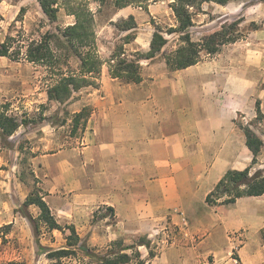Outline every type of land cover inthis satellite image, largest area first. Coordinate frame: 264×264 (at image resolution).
I'll return each instance as SVG.
<instances>
[{"label": "crops", "instance_id": "obj_1", "mask_svg": "<svg viewBox=\"0 0 264 264\" xmlns=\"http://www.w3.org/2000/svg\"><path fill=\"white\" fill-rule=\"evenodd\" d=\"M263 44L259 28L182 70H169L159 55L143 59L140 83L112 77L111 60L104 61L99 88L82 89L70 106L74 114L93 108L78 143L57 147L56 127L48 120L30 132L21 127L16 133L34 140L37 150L50 148L35 152L32 162L57 222L74 225L100 248L147 236L157 245L154 258L138 247L146 264H238L235 257L240 264H264V196L232 205L206 202L227 171L252 164L241 125L264 142V119H257V103L264 116ZM149 45L131 51L126 46L124 52H147ZM263 168L264 145L252 173ZM27 196L0 204V227L13 225L20 233L19 251L0 239V260L42 263L46 256L30 222L15 211ZM106 212L113 215L102 217ZM173 229L185 236L165 244L162 234Z\"/></svg>", "mask_w": 264, "mask_h": 264}, {"label": "trees", "instance_id": "obj_2", "mask_svg": "<svg viewBox=\"0 0 264 264\" xmlns=\"http://www.w3.org/2000/svg\"><path fill=\"white\" fill-rule=\"evenodd\" d=\"M159 1L162 0H39L40 7L50 22L58 21L59 13L63 8L67 15L74 16V23L66 27L58 26L56 31L46 32L40 40H32L29 43L23 41L22 44L18 43L16 47L15 37L8 36L6 41L0 44V57L19 60L22 49L25 48L26 60L45 65L52 71L53 83L47 87L48 99L61 105L73 103L77 100L75 94L82 89L87 87L99 88L101 70L104 64L97 52L95 13L90 8V4L97 3L99 9L110 5L117 10L129 6L148 10L150 4ZM229 2L230 0H173L170 3L177 26L169 29L168 33L179 34L181 44L176 50L163 54L169 70L177 71L194 66L205 59V56L213 57L220 53L226 45L235 43L244 37L240 29V25L244 21L242 18L222 25L220 30L200 41H194L191 37L190 29L194 26L193 17L196 11H201L205 3L225 6ZM250 2L264 5V0H250ZM251 26L253 30L260 28L256 23H252ZM116 27L121 31H133L137 28V23L135 18L130 16L128 19L122 20ZM135 39V34L129 33L125 37V44ZM167 44L168 39L164 36L163 31L156 27L149 51L139 54V59L153 60ZM124 53L123 44L117 47L116 52L112 55L109 63L111 76L127 83H140L142 81L140 64L136 60L123 58ZM72 58L77 61L76 68L70 65L69 60ZM92 112V107L85 106L80 112L73 115V130L75 132L80 129V125L81 131L85 130ZM257 114V119H264L259 103H257ZM43 120V117H40L38 121L25 117L20 118L11 114L6 105L0 104V137L8 141L21 127L30 126L34 123L39 124ZM241 128L246 137V144L253 153L252 164L244 170L226 172L206 198V202L211 206L232 205L242 197L264 196V171L256 170L252 173V169L258 164V157L264 142L249 126L241 125ZM20 152L22 153V149ZM20 179L23 181L22 177ZM30 206H36L39 209L38 218L29 212ZM18 212L30 222L36 237L39 235L41 226H45L50 231H61L64 234L69 231V234L66 235L67 245L65 248L46 249L37 242L41 252L45 253L51 261L50 264H65L64 260L74 255L77 248L85 246V240L81 239L74 225H62L57 222L44 200V194L37 187H33ZM109 214L106 212L102 217ZM151 242L147 236L137 238V241L131 246H124L123 241L119 240L115 242L119 249L99 256V260L101 264H129L136 259L138 264H146L141 259L138 247H147L149 257L154 258L156 253L151 247ZM130 249H136L132 255L124 252ZM235 258L240 264L239 258Z\"/></svg>", "mask_w": 264, "mask_h": 264}, {"label": "rangeland", "instance_id": "obj_3", "mask_svg": "<svg viewBox=\"0 0 264 264\" xmlns=\"http://www.w3.org/2000/svg\"><path fill=\"white\" fill-rule=\"evenodd\" d=\"M171 2L173 0H162L152 3L149 5L148 10L141 7L129 6L126 7L124 12H120L121 10H117L110 5L99 9L97 3H91L90 8L95 13L97 52L102 61H110L117 47L123 44L124 49L127 46L130 51L137 47H147L151 43L156 27H159L168 39V44L158 54L160 56L159 59L165 60L163 54L176 50L181 44L179 34L168 33L169 29L177 26L175 15L170 8ZM130 16L135 18L137 28L133 31L119 30L116 25ZM239 18L244 20L240 25L244 36L255 31L251 26L252 23H256L260 26V29H263L264 5L261 3L252 4L250 0H230L225 6L215 3H205L201 11H196L194 14V26L190 29L191 37L194 41H200L204 37L220 30L222 25L231 23ZM74 21V16L67 15L62 8L58 21L54 23L50 22L43 13L39 0H1L0 44L5 42L8 36L15 37V47L18 46V43L22 44L23 41H28L29 43L32 40H40L46 32L56 31L58 26L66 27L73 24ZM129 33L135 34L136 39L125 44V37ZM261 47L264 49V44ZM25 52V48L22 49L19 60L0 57V104L6 105L11 114L20 118L25 117L38 121L40 117H43L44 120L52 123L56 127L55 134L58 137L57 147L71 142L78 143L82 131L81 125L77 132L73 130V111L75 110V106L74 108H70L72 103L61 105L48 99L47 87L53 83L52 71L45 65L35 64L26 60ZM141 53L146 52L124 53L122 57L139 62L143 60L139 59V54ZM205 58L209 57L205 56ZM69 62L73 68L77 67L76 59L72 58ZM75 97L76 99L78 98L77 95ZM35 125L37 123L25 127L30 132L29 129L33 130ZM37 146L34 140H26L17 133L15 134V138L8 141L0 137V204L17 199L16 197L20 193L29 194L33 190V187H37L42 191L39 179L36 178L34 173L35 165L32 162V158L35 152L49 151L50 148L47 145H41L40 150H37ZM21 149L22 153L20 152ZM21 177L23 181H21ZM18 209L15 211L18 212ZM29 212L35 218H38L39 215L37 213H40L37 209H29ZM100 216L101 214H95L94 222H98L97 218ZM47 232L48 229L45 226H41L39 235L36 237L34 234L36 241L38 239L37 242L42 247L53 250L66 247V235L69 234V231H66L65 234L57 231L56 233L52 232V234L44 235ZM19 234L13 225H9L8 227V225L4 224L0 227V239H2L5 246H10L11 250H20V245L17 244V240L15 241V239H19L17 236ZM21 234L23 237L25 231L21 230ZM162 235L163 242L171 244V242H174V239L185 236V233L180 232L179 234V231L173 229ZM137 238L134 239L133 244L137 241ZM81 239L85 240V246L77 248L74 255L64 260L65 264H101L99 256L119 249L115 242L122 240L124 246H131L125 244L123 239H117L110 243V247L100 248L98 245L94 246L88 243L87 238L81 237ZM156 245L157 242H151L154 252L156 251ZM38 250L42 254L39 245ZM135 250L131 249L124 252L132 255ZM42 259V263H40L34 258L23 260L12 257L0 260V264L51 263L47 256H44ZM131 263L138 264V261L134 259Z\"/></svg>", "mask_w": 264, "mask_h": 264}]
</instances>
